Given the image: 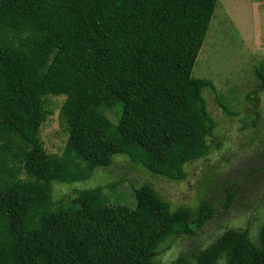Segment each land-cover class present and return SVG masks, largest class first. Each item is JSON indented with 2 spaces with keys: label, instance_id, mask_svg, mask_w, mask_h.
Wrapping results in <instances>:
<instances>
[{
  "label": "trees",
  "instance_id": "obj_1",
  "mask_svg": "<svg viewBox=\"0 0 264 264\" xmlns=\"http://www.w3.org/2000/svg\"><path fill=\"white\" fill-rule=\"evenodd\" d=\"M217 2L0 0V264H158L165 243L196 236L215 218V176L195 209H172L152 182L134 186L125 173L107 188L53 197L57 184L86 182L117 157L175 182L209 157L217 125L205 91L228 117L239 115L212 80L193 77ZM255 76L259 95L264 64ZM61 97L67 136L61 153L50 154L41 131L54 112L48 102ZM253 112L244 129L262 121ZM124 182L133 205L110 206ZM239 194L228 189L225 209ZM258 198L255 239L249 228L229 229L172 264H264V193Z\"/></svg>",
  "mask_w": 264,
  "mask_h": 264
},
{
  "label": "rangeland",
  "instance_id": "obj_2",
  "mask_svg": "<svg viewBox=\"0 0 264 264\" xmlns=\"http://www.w3.org/2000/svg\"><path fill=\"white\" fill-rule=\"evenodd\" d=\"M261 64H264V0H218L193 68V77L212 80L231 112L239 115L228 117L217 103L215 94L205 91L208 110L217 125L209 157L189 163L187 177L182 182L143 175L138 168L129 165L126 158L117 157L110 169H99L86 182L57 184L53 201L57 203L65 196L75 195L76 189L107 188L109 182L125 173L135 178L134 186L143 181L152 182L172 209L182 206L195 209L201 203L202 184L215 176L217 180L209 189L210 200L216 196L220 199L216 202L215 218L196 236H179L171 243H165L158 264H172L182 253L203 249L229 229L249 228L255 239L263 216L258 197L264 193V92L253 94L259 84L255 70ZM249 94H253L252 103L245 99ZM52 99L48 106L54 112L42 127L41 138L48 153L58 154L67 136L61 118L64 97ZM254 107L262 113V121L244 129V120L247 118V122H251L255 118ZM256 131L259 134L254 136ZM250 137L254 139L251 141ZM231 186H239L241 198L232 208L225 209L222 200ZM133 202L132 189L125 182L110 198V206L117 208L130 207Z\"/></svg>",
  "mask_w": 264,
  "mask_h": 264
}]
</instances>
